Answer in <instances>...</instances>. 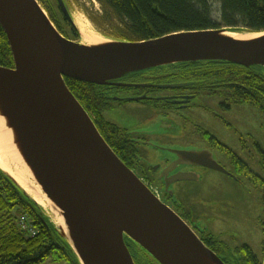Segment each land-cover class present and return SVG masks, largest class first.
Here are the masks:
<instances>
[{
	"label": "water",
	"instance_id": "1",
	"mask_svg": "<svg viewBox=\"0 0 264 264\" xmlns=\"http://www.w3.org/2000/svg\"><path fill=\"white\" fill-rule=\"evenodd\" d=\"M57 2L76 27L65 1ZM0 25L15 62L14 68L0 66L2 107L38 183L63 211L71 233L70 239L65 238L81 264H136L127 237L159 264H206L207 260L225 264L117 156L65 78L98 86L153 88L119 80L180 63L264 67V32L254 33L261 36L250 41L225 36L228 30L222 29L89 47L65 38L37 0H0ZM147 99L146 95L116 98L134 102ZM173 153L189 165L233 176L209 150ZM199 180L195 174L179 173L172 183Z\"/></svg>",
	"mask_w": 264,
	"mask_h": 264
},
{
	"label": "trees",
	"instance_id": "2",
	"mask_svg": "<svg viewBox=\"0 0 264 264\" xmlns=\"http://www.w3.org/2000/svg\"><path fill=\"white\" fill-rule=\"evenodd\" d=\"M53 13V22L69 40L78 42V29L63 14L57 0H43ZM66 3V0H64ZM119 24L120 41L143 42L167 35L202 30H222L237 33L264 32V0H98ZM220 5V21L214 20V5ZM0 66L14 68L15 62L8 37L0 25ZM66 85L88 112L100 134L117 156L131 169L138 151L131 152L128 131L106 121L105 111L113 107L119 91H135L134 95L168 90L163 85H182L171 89L188 91L198 97V91L222 92L235 104H250L264 113V74L260 66L243 67L229 62L180 63L129 74L119 82L136 85H155L153 88H119L98 86L65 78ZM186 93V92H184ZM136 97V96H135ZM126 101V100H125ZM149 101V100H148ZM161 102V101H160ZM164 104V102H161ZM167 105V104H165ZM210 136L205 135V138ZM208 141L227 152L217 138ZM221 147H219V146ZM260 173L251 170L237 155L233 163L238 173L248 175L250 182L262 189L264 203V151ZM225 148V149H224ZM232 154V153H228ZM238 180H241L237 175ZM152 184V183H151ZM156 186V185H154ZM264 233V222L262 224ZM202 239V237H201ZM203 242L226 264H263L261 257L244 244L239 248L218 243L211 233ZM136 264H159L148 252L126 238ZM57 255L67 264H81L71 242L39 206L9 175L0 169V264H42ZM223 255V256H222ZM227 257V258H226ZM226 258V259H224Z\"/></svg>",
	"mask_w": 264,
	"mask_h": 264
},
{
	"label": "rangeland",
	"instance_id": "3",
	"mask_svg": "<svg viewBox=\"0 0 264 264\" xmlns=\"http://www.w3.org/2000/svg\"><path fill=\"white\" fill-rule=\"evenodd\" d=\"M37 1L56 27L48 3L43 0ZM66 4L75 24L77 22L76 27L78 28L81 23L84 25L83 28H78L80 31L78 42L86 45L90 37L103 38L107 42L122 39L117 33L118 22L98 0H66ZM219 11L220 5L215 4L213 16L218 22ZM260 71L264 74V67H260ZM177 92L179 91L171 89L155 90L149 93L146 101L141 102L116 100V97L121 99L135 97V91H122L120 97L113 98V107L105 111V119L121 130L139 133L148 138L150 143L159 146L157 149L140 148L143 150L139 152L142 157L140 162L142 170L149 172V165L157 162L151 152L156 156L169 155L177 151V149L170 151L171 147L181 146L182 150H186L193 144L196 145L195 147H201L197 149L211 151L229 172L239 175L241 180L215 170H200L199 181H184L181 183L184 185L176 188L179 199L185 206V211L176 213L192 229L197 225L207 228L217 238L218 243L228 244L232 249L247 244L261 257L264 243L262 189L255 187L248 175L238 173L232 161L233 155L214 146L205 138L206 134L203 132H208L212 137L217 138L234 155L249 165L252 171L260 173L262 152L258 145L264 151V113L250 104H235L231 100L227 101V97L222 92L208 93L199 90V95L192 106L180 112H176L173 106L160 102L164 99L163 96ZM45 204L46 206L41 208L58 230L55 215L50 205L46 202ZM184 212L185 214L193 212V214L189 217V215L185 216ZM42 264L67 263L57 255H52Z\"/></svg>",
	"mask_w": 264,
	"mask_h": 264
},
{
	"label": "flooded vegetation",
	"instance_id": "4",
	"mask_svg": "<svg viewBox=\"0 0 264 264\" xmlns=\"http://www.w3.org/2000/svg\"><path fill=\"white\" fill-rule=\"evenodd\" d=\"M119 88H124V87H119ZM133 88H142V87H133ZM148 89H150V88H148ZM121 92H122V90L119 91V95ZM144 95L149 97V94H144ZM134 96L138 97V96H142V95H134ZM114 97H116V96H114ZM163 98L164 99H162L161 102H164V104L173 106L174 110L176 112H180V111L188 109L192 106L193 101L195 100V94L177 92L176 94L173 93L169 96H163ZM150 100H152V99H150ZM179 102H181V103H179ZM203 133L209 134L208 132H203ZM128 134L130 135V138H129V145L130 146L129 147L132 150L131 152H135L136 150L138 151V153H136V155H135L137 157V159H136L137 161L132 164L131 170L144 183L149 184V185H153V186L156 185L159 188V190L161 192V199H162V202L164 204H166L168 207H170L175 212H180V211L183 212V210L185 211V206L180 201L178 191L176 190L177 187L184 185V184H181L184 181L172 183V180H174L175 176L178 175L179 173H192V174H195L198 176V174L200 173V170H203L206 168L199 167V166H192V165L187 164L186 162H182L180 160L179 156H177L173 152H171V154H169V155H165V154L159 155L156 153L157 156L155 155L154 152H151L155 156V159H157V162L155 164L149 165V169H150L149 172L142 170L141 169L142 165L140 163L142 160V157L140 156L139 152H141L143 150H140V148H144L145 150L146 149H152V148L157 149V148H159V146L155 145V143H150L148 138L146 139L143 135H140L139 133L134 134V133L128 132ZM209 135L212 136L211 134H209ZM210 136H208L206 139L207 140L210 139L211 138ZM221 144L223 146H225L228 153L230 152V153H232V155H234V153L226 145H224L223 143H221ZM195 146L196 145L192 144L189 147H187L186 150H200L201 151V149H197V148H201V147H195ZM214 146H217V143ZM219 147H221V146H219ZM171 148L172 149H170V151L175 150V149H177V151L183 149V148H181V146L179 148H173V147H171ZM217 161L225 169H227L218 159H217ZM171 166H173L172 170H170L169 172H164V171L168 170ZM230 173L238 180L237 176L234 173H232V172H230ZM167 186H169L168 190H166ZM183 214L185 216L189 215V217H190L193 214V212H187L186 214L184 212ZM193 230L196 232V234L200 238L202 237V239L203 238L207 239L208 235L210 234V232L207 228L200 226V225L195 226L193 228ZM226 258H224V259H226ZM226 262H227L226 264H232L233 263V262L230 263V259H226Z\"/></svg>",
	"mask_w": 264,
	"mask_h": 264
},
{
	"label": "bare ground",
	"instance_id": "5",
	"mask_svg": "<svg viewBox=\"0 0 264 264\" xmlns=\"http://www.w3.org/2000/svg\"><path fill=\"white\" fill-rule=\"evenodd\" d=\"M81 24L79 27L83 28L84 25ZM224 35L241 41H250L261 36L251 33H237L230 31L225 32ZM86 43H87L86 46L89 47H99L107 44L108 42L103 38L91 39L90 37V41ZM0 169H2L6 174H8L11 178H13V180H15L18 183V185H20L29 194V196H31L34 200H36V202L40 206H46L45 202L48 205H50L52 212L55 215L59 232L64 237L68 239L71 238V233L63 211L48 197L47 194L44 193L42 186L38 183V180L36 179L32 167L30 166L24 155L23 145L19 140V137L17 136L15 129L11 125L10 120L5 115V110L2 107L1 100H0ZM206 264H215V263L207 260Z\"/></svg>",
	"mask_w": 264,
	"mask_h": 264
},
{
	"label": "built area",
	"instance_id": "6",
	"mask_svg": "<svg viewBox=\"0 0 264 264\" xmlns=\"http://www.w3.org/2000/svg\"><path fill=\"white\" fill-rule=\"evenodd\" d=\"M146 184V183H145ZM148 186V188L154 193V195L162 201L161 199V192L159 190V188L157 186H153V185H149V184H146Z\"/></svg>",
	"mask_w": 264,
	"mask_h": 264
}]
</instances>
